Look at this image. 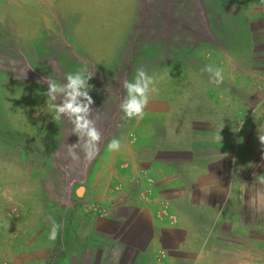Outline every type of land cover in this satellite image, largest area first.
<instances>
[{
    "label": "crops",
    "instance_id": "0c3cea01",
    "mask_svg": "<svg viewBox=\"0 0 264 264\" xmlns=\"http://www.w3.org/2000/svg\"><path fill=\"white\" fill-rule=\"evenodd\" d=\"M242 11L247 51L228 19ZM219 13L231 55L204 61L223 82L187 68L180 87L149 98L119 151L101 150L66 204L50 173L57 123L39 137L38 94L0 75V264H264V58L254 60L264 0H227Z\"/></svg>",
    "mask_w": 264,
    "mask_h": 264
},
{
    "label": "rangeland",
    "instance_id": "374dc122",
    "mask_svg": "<svg viewBox=\"0 0 264 264\" xmlns=\"http://www.w3.org/2000/svg\"><path fill=\"white\" fill-rule=\"evenodd\" d=\"M226 2L0 0V75L3 82L23 83L38 94L40 124L35 122L34 127L39 137H48L49 130L54 132L55 113L51 109L49 115L43 110V104H49L45 78L64 83L67 74L85 67L94 74L89 80L94 100L91 118L102 133L96 155L91 159L86 156L83 141L77 144L79 138L67 117L54 120L58 145L52 149L54 164L50 173L56 174L60 202L69 201V187L86 182L101 150L113 138L126 136L131 130L136 118L124 119L120 109L127 94L123 87L125 79L134 81L137 70L143 68L154 78V87L158 89L150 97L162 98L167 90L181 86L187 68L202 73L209 65L204 59L231 55L223 47L225 33L218 31L219 11ZM228 19L239 29L235 31L236 39L247 51L250 33L245 29L246 14H229ZM254 54L255 62H259L264 58V49L257 46ZM49 117L51 127L45 126ZM70 148L76 159L69 155ZM45 182V187L51 186L50 177Z\"/></svg>",
    "mask_w": 264,
    "mask_h": 264
},
{
    "label": "clouds",
    "instance_id": "9594fccd",
    "mask_svg": "<svg viewBox=\"0 0 264 264\" xmlns=\"http://www.w3.org/2000/svg\"><path fill=\"white\" fill-rule=\"evenodd\" d=\"M203 71L210 74L211 82L217 85L223 82L222 69H214L211 65H206ZM93 75L85 67L74 74H67L64 83L45 78L48 85L47 100L49 107L55 113L53 119L59 121L62 117H67L71 121L72 131L79 138L77 144L83 141V150L89 159L93 158L99 151L102 140V133L97 129L95 120L91 118L94 100L90 95L93 86L89 84V80L92 79ZM154 85V78L148 75L143 68L137 70L134 81L127 79L123 81V87L127 94L120 104V109L124 113V119H143L150 94L158 91ZM58 100L59 103H57ZM258 140L261 145H264V132L258 133ZM107 147L110 152H116L121 149L122 144L119 139L113 138ZM69 155L73 159L77 158L71 148ZM59 228L60 225L53 221L50 239H55Z\"/></svg>",
    "mask_w": 264,
    "mask_h": 264
},
{
    "label": "built area",
    "instance_id": "2783aa9c",
    "mask_svg": "<svg viewBox=\"0 0 264 264\" xmlns=\"http://www.w3.org/2000/svg\"><path fill=\"white\" fill-rule=\"evenodd\" d=\"M92 210L95 211L97 214H100V215H106V211L105 210H102V209H97V207H92Z\"/></svg>",
    "mask_w": 264,
    "mask_h": 264
}]
</instances>
